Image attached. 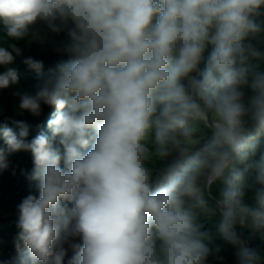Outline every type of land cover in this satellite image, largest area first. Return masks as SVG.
I'll use <instances>...</instances> for the list:
<instances>
[{
  "label": "clouds",
  "instance_id": "9594fccd",
  "mask_svg": "<svg viewBox=\"0 0 264 264\" xmlns=\"http://www.w3.org/2000/svg\"><path fill=\"white\" fill-rule=\"evenodd\" d=\"M0 23V65L22 54L8 40L46 43L38 23L68 36V59L15 93L20 112L54 107L50 135L0 125V171L30 152L38 193L18 205L16 264H64L69 250L68 264H209L199 213L218 217L237 264H261L238 229L264 230V0H0ZM18 82L0 73V89Z\"/></svg>",
  "mask_w": 264,
  "mask_h": 264
},
{
  "label": "trees",
  "instance_id": "16d2710c",
  "mask_svg": "<svg viewBox=\"0 0 264 264\" xmlns=\"http://www.w3.org/2000/svg\"><path fill=\"white\" fill-rule=\"evenodd\" d=\"M34 30L41 32L45 36L46 43L42 44L34 41L31 36L18 41L8 40V43H15L20 47L22 54L16 56L12 64L0 65V73L8 67L15 68L19 73L17 85H12L7 89H0V125L7 124L14 131L18 132L19 129L13 123V120L26 122L29 125V135L26 138L28 141L41 132L50 135L47 121L52 118L55 109L54 107L42 104L41 115L38 117L32 116L28 112H20L18 111L19 96L15 95V93L19 91L35 94L43 79L49 75V70L54 69L57 63L68 59L66 54L56 51L57 47L62 46L68 41L66 32L59 34L51 33L41 23L34 26ZM4 39L7 38L5 37L4 26L0 23V45L7 46L3 44ZM210 49L211 46L205 51V59ZM28 57L43 62V77H38L34 70L28 68L22 62L23 59ZM261 67L264 68V65L262 64ZM4 147L6 146L2 137H0V148ZM261 155H264V135L259 138L257 152L253 159H259ZM8 160L10 164L9 168L0 171V262L2 264H16L18 253L13 240L18 232V205L27 195L35 194L38 196V193L35 188L36 182L30 179L33 170L31 153L26 151L11 153L8 155ZM63 166L62 160L61 167ZM245 183L244 201L246 204L254 206L255 190L261 187V185L256 183L253 170L246 172ZM218 189L219 186L217 185L213 188V192L218 193ZM197 223L202 226L201 230L207 231L212 237L211 242L208 244L213 251V255L209 257V264H237L235 247L226 242L218 232V217L199 213ZM242 230L250 243V247L259 251L262 258L261 264H264V230H253L250 227H245ZM217 248L219 252H216ZM71 256L72 252L69 250L64 264H68ZM217 256L222 257V259H216Z\"/></svg>",
  "mask_w": 264,
  "mask_h": 264
},
{
  "label": "water",
  "instance_id": "95a60500",
  "mask_svg": "<svg viewBox=\"0 0 264 264\" xmlns=\"http://www.w3.org/2000/svg\"><path fill=\"white\" fill-rule=\"evenodd\" d=\"M201 67H203V66L201 65ZM238 231L242 232L243 233V237L248 241V239L246 238L245 233L243 232V230L242 229H238ZM248 245L250 246L249 241H248Z\"/></svg>",
  "mask_w": 264,
  "mask_h": 264
},
{
  "label": "rangeland",
  "instance_id": "374dc122",
  "mask_svg": "<svg viewBox=\"0 0 264 264\" xmlns=\"http://www.w3.org/2000/svg\"><path fill=\"white\" fill-rule=\"evenodd\" d=\"M264 65V64H263Z\"/></svg>",
  "mask_w": 264,
  "mask_h": 264
}]
</instances>
